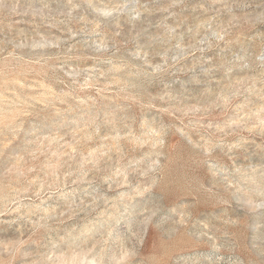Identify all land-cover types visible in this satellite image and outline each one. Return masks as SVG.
<instances>
[{
	"label": "rangeland",
	"instance_id": "obj_1",
	"mask_svg": "<svg viewBox=\"0 0 264 264\" xmlns=\"http://www.w3.org/2000/svg\"><path fill=\"white\" fill-rule=\"evenodd\" d=\"M0 264H264V0H0Z\"/></svg>",
	"mask_w": 264,
	"mask_h": 264
}]
</instances>
